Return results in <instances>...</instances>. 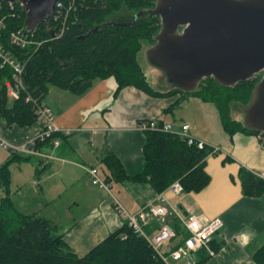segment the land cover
Wrapping results in <instances>:
<instances>
[{"label":"trees","instance_id":"16d2710c","mask_svg":"<svg viewBox=\"0 0 264 264\" xmlns=\"http://www.w3.org/2000/svg\"><path fill=\"white\" fill-rule=\"evenodd\" d=\"M62 2L61 21L55 23L52 20L50 28L42 23L34 31L35 44L25 49L12 45L10 40L12 32L26 29L27 14L22 5L16 3L12 9L8 3H3L0 10V17H7L0 43L26 62L22 81L33 96L44 99L50 86L83 95L97 80L114 77L118 83L115 96L127 87H135L153 97L180 94L171 110H175L187 96L198 97L215 104L223 130L231 139L237 133L261 134L234 118L232 106L234 103L245 109L249 106L262 75L232 88L208 78L191 92L177 88L166 92L154 89L138 57L145 42L150 47L156 44L162 28L160 17L151 13L157 0ZM140 12L144 15L134 25H105L108 22L129 23ZM95 28L99 29L93 32ZM52 30L56 33L54 37L51 36ZM8 81H13V70L5 66L0 68V122L6 127L35 124L38 117L32 104L25 101L24 94L18 100L12 99L8 95ZM145 133L144 171L130 178L119 159L110 154L105 163L113 180L120 183L127 179L148 182L158 193L166 192L176 181L182 183L186 193L200 192L210 184L211 177L206 170L207 159L212 153L209 147L199 149L197 144L190 145L176 132L148 130ZM60 136L58 133L53 138ZM52 140L38 144V148ZM33 159V156L12 152L0 167V186L4 191L0 200V264H165L147 238L136 233L127 221L88 254L79 256L65 240V233L59 225L41 214L22 212L12 199L10 166ZM241 181L245 195L258 197L264 194V179L252 172L242 170ZM173 226L177 238L169 243L172 245L170 249L167 245L164 247L166 254L189 237L179 220L174 218ZM255 260L264 264V247L255 254Z\"/></svg>","mask_w":264,"mask_h":264},{"label":"crops","instance_id":"0c3cea01","mask_svg":"<svg viewBox=\"0 0 264 264\" xmlns=\"http://www.w3.org/2000/svg\"><path fill=\"white\" fill-rule=\"evenodd\" d=\"M117 88L114 77L97 80L83 95L50 86L44 102L53 110L61 130V136L57 137L60 144L54 147L51 142L39 148L55 159L47 162L34 157V162L18 166L21 173L27 169V181H33L36 189L32 191V200L31 191L14 199L20 210L23 212V206L27 205L32 211L24 213L41 214L52 220L62 228L72 249L79 256H85L124 224L115 201L132 215L149 204L173 206L184 216L198 214L223 222L211 243L217 254L209 256L206 250L198 251L194 254L196 264H258L255 254L264 247V194L245 195L241 171L247 170L259 178L264 176V137L237 133L231 139L224 132L219 134V142L210 141L194 133L190 121L176 116L180 106L171 110L180 94L153 97L135 87H127L115 96ZM147 120L177 127L189 124L192 137L220 148L207 159L206 170L211 181L204 190L181 195L171 189L158 193L148 182L127 179L120 183L112 179L105 163L110 154L119 159L128 177L144 171L146 131L141 124ZM41 130L42 124L38 121L25 127H6L0 122V136L16 145H28ZM11 153L0 147V167ZM91 168H97L104 180H110V193L93 185L88 172ZM0 194L1 200L3 189ZM158 224L153 221L145 226L149 236L157 234ZM248 231L254 234L245 242L241 234ZM185 263L186 260H181L175 264Z\"/></svg>","mask_w":264,"mask_h":264},{"label":"water","instance_id":"95a60500","mask_svg":"<svg viewBox=\"0 0 264 264\" xmlns=\"http://www.w3.org/2000/svg\"><path fill=\"white\" fill-rule=\"evenodd\" d=\"M59 1L0 3H20L26 29L34 32L42 23L50 28ZM151 13L160 17L162 28L156 44L149 46V58L164 71L170 89L195 91L208 78L232 88L262 75L245 109V125L264 135V0H157ZM143 15L105 25H134ZM55 34L52 30L51 36Z\"/></svg>","mask_w":264,"mask_h":264},{"label":"built area","instance_id":"2783aa9c","mask_svg":"<svg viewBox=\"0 0 264 264\" xmlns=\"http://www.w3.org/2000/svg\"><path fill=\"white\" fill-rule=\"evenodd\" d=\"M3 3H0V10L3 9ZM10 8L14 9V4L8 3ZM63 2L62 0L57 3L56 12L52 15L51 21L59 23L63 18ZM6 16L0 17V39L2 31L6 27ZM62 34V32H61ZM34 32L28 29H19L11 33V44L25 49L35 44ZM39 44V43H38ZM9 66L13 70V81L7 82L8 95L18 100L21 98V94L25 95V101L32 104V108L35 111L38 122L42 124V130L38 136L33 139L28 145H16L0 136V147L9 150L14 153H22L33 157H39L41 159L50 161L55 159L54 156L41 152L38 148V144L45 143L48 139H53L54 147L59 146L60 140L53 138L55 134L61 132L57 125L56 118L53 110L44 102V99L35 97L25 87L22 77L26 62L21 61L11 51L7 50L3 44L0 43V68ZM14 82V84H13ZM141 128L144 131L148 130H161L164 132H176L181 137L186 139L190 145L197 144L199 149H205L209 147L212 151L211 155L220 151V148L209 146L206 142L198 140L191 136V126L189 124H183L179 127L172 123L160 122L158 120L143 121ZM261 138L264 136L260 134ZM93 185L98 186L106 192H111V184L104 180L97 168H91L88 170ZM264 179V176H262ZM176 195L184 193V187L180 181L174 182L170 188ZM115 208L118 213L127 221L136 233H139L147 238L150 245L155 249L159 257L165 264H175L181 260H186L185 264H196L194 254L201 250H206L209 256L217 254L212 246V240L223 227V222L220 219L210 220L203 215L189 214L184 216L180 211L173 207L163 204H149L141 209L137 214H129L123 206L115 201ZM179 220L181 226L186 230L189 235L182 245L169 254H166L164 247L171 242V240L177 238V231L173 226V219ZM153 221L161 223V227L157 234L149 236L145 226Z\"/></svg>","mask_w":264,"mask_h":264},{"label":"rangeland","instance_id":"374dc122","mask_svg":"<svg viewBox=\"0 0 264 264\" xmlns=\"http://www.w3.org/2000/svg\"><path fill=\"white\" fill-rule=\"evenodd\" d=\"M150 47L148 42L144 43L143 49L139 54L138 60L144 69L148 80L154 89L158 91L166 92L170 89V85L166 82V76L163 70L155 66L150 58H149ZM176 109V116L181 119L185 118L192 124V131L201 135L202 137L209 139L210 141H218L219 142V134H225L223 131V126L221 123V119L218 113V110L214 103L205 102L198 97L187 96L184 101L179 105ZM232 115L234 118L245 123L246 115H245V107L240 105L239 103H234L232 106ZM34 162V160H30ZM25 162H15L10 166L11 170V191L15 193L12 195V199H20L25 193L31 191L30 199H33L32 191L34 192L36 189L34 188L33 181L28 182L27 179V169L23 173L18 170V166H23ZM13 171H12V166ZM24 174V176H22ZM36 175V174H35ZM20 179V184L17 182V178ZM0 189H2L0 187ZM3 195V192L1 193ZM0 194V197H1ZM31 199V200H32ZM15 202V201H14ZM28 207V208H27ZM23 212H30V206H23ZM26 213V212H25ZM27 214V213H26ZM172 245L169 246V249Z\"/></svg>","mask_w":264,"mask_h":264},{"label":"clouds","instance_id":"9594fccd","mask_svg":"<svg viewBox=\"0 0 264 264\" xmlns=\"http://www.w3.org/2000/svg\"><path fill=\"white\" fill-rule=\"evenodd\" d=\"M253 234L254 233H252L251 231H248L246 233H242L241 235H243L245 237V242H247V239Z\"/></svg>","mask_w":264,"mask_h":264}]
</instances>
